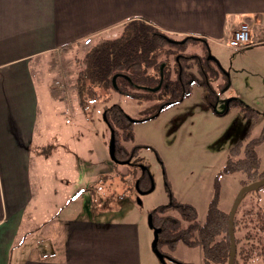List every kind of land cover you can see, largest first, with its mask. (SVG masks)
Masks as SVG:
<instances>
[{
	"label": "rangeland",
	"instance_id": "1",
	"mask_svg": "<svg viewBox=\"0 0 264 264\" xmlns=\"http://www.w3.org/2000/svg\"><path fill=\"white\" fill-rule=\"evenodd\" d=\"M122 30L105 34L104 40L117 38ZM171 39L178 42L167 44L159 61L167 65L175 79L177 59L181 56V64L189 74V92L177 102L163 108L155 100L138 101L115 90L96 88L95 96L101 98L92 101L84 95L87 106L83 110L76 94L69 90L65 98L67 113L61 121H55L65 130L68 144L69 134H76L72 144L79 172L85 169L94 174L88 195L79 175V214L106 222H138L143 264H163L152 251L154 231L149 226L150 215L155 222L160 216L172 215L180 220L178 227L186 229L189 223L171 202L192 205L202 223L217 186L219 208L229 213L242 186L260 179L251 181L245 173L226 174L223 170L232 147L239 141L258 138L264 131V23L255 30L251 45L243 50L228 47L227 39L218 43L179 36ZM205 45L220 65L208 60V56L212 68L200 73L191 55L205 52ZM86 48L80 43L56 52L49 62L50 70L55 67L51 84L66 87L76 79ZM73 70L75 76L69 74ZM37 73L38 79L48 77L46 71ZM192 74L197 77L193 83ZM112 105H118L129 117L124 130L118 129V133L121 145L134 154L133 163L137 165L117 163L111 158V130L104 108ZM59 106L55 103L48 107L47 113ZM256 151L263 169L264 140ZM118 157L126 156L118 153ZM84 199L90 209L85 207ZM175 228L177 225L174 231ZM234 228L238 264H264V187L245 194ZM160 240V251L174 260H167L166 264H205L200 247L181 241L172 246L163 236Z\"/></svg>",
	"mask_w": 264,
	"mask_h": 264
},
{
	"label": "crops",
	"instance_id": "2",
	"mask_svg": "<svg viewBox=\"0 0 264 264\" xmlns=\"http://www.w3.org/2000/svg\"><path fill=\"white\" fill-rule=\"evenodd\" d=\"M133 20L170 37L227 43L242 22L255 35L264 0H0V264H143L138 222L79 214V175L88 195L94 174L79 172L76 134L68 144L55 122L68 101L50 93L57 51Z\"/></svg>",
	"mask_w": 264,
	"mask_h": 264
},
{
	"label": "trees",
	"instance_id": "3",
	"mask_svg": "<svg viewBox=\"0 0 264 264\" xmlns=\"http://www.w3.org/2000/svg\"><path fill=\"white\" fill-rule=\"evenodd\" d=\"M169 39H171L170 36L151 23L143 20L130 21L124 25L117 38L95 41L86 48L76 79H72V82L68 81L66 87L52 83L50 85L51 96L55 100L63 99L71 90L76 94L80 108L85 110L87 103L84 95L90 96L92 101L99 100L101 97L95 96V89L100 88L109 92L115 90L138 101L155 100L165 108L166 105L177 102L189 92L187 84L189 74L187 75L185 69L181 73L178 70L175 79H172L167 65L159 61L160 55L164 53L163 48L167 44H176L170 43ZM186 39L199 40L193 37H186ZM163 65L165 68H161ZM75 73L74 70L69 72L71 75ZM115 75H117L116 87L113 85ZM190 78L196 81L195 76L191 75ZM155 88L158 89L154 91ZM104 113L107 123L115 132L116 157L119 158L118 153L124 154L125 149L120 143L118 129L124 130L126 127V114L118 105L104 108ZM263 140L264 131L258 138L239 141L230 149L223 172L226 174L242 172L251 181L263 178L264 168L261 169V160L256 151L257 146ZM124 155L127 158L128 153ZM172 203V207L181 214L183 220L189 223V227L179 228V219L160 216L155 222L153 218L154 225L162 229L160 237L163 236L170 240L169 243L172 246L181 241L190 247H200L205 264H222L228 261L230 253L229 213L219 208V186L216 187V194L209 205L206 219L202 223L198 221L197 211L192 205ZM176 225L177 228L174 231ZM160 243L161 240H159ZM235 264H238L236 258Z\"/></svg>",
	"mask_w": 264,
	"mask_h": 264
},
{
	"label": "water",
	"instance_id": "4",
	"mask_svg": "<svg viewBox=\"0 0 264 264\" xmlns=\"http://www.w3.org/2000/svg\"><path fill=\"white\" fill-rule=\"evenodd\" d=\"M169 42L170 43H177L178 41H175L173 39H169ZM181 43H184V40L181 41ZM208 59L209 60H213L214 62L217 63V65H220L219 61L217 60L216 57H213L212 55H210ZM116 79H117V75H115L113 77V85H114V87H116ZM157 89L158 88H155L153 90L156 91ZM104 118L107 121L106 114H104ZM110 130H111V137H110V148L109 149H110L111 158L114 161H116L117 163H121V164L128 163V161L123 162V161H120V160L117 159V157H116L115 132H114V130L111 127H110ZM262 187H264V177L259 179V180H256V181H253L251 183L243 185L242 188L239 190V192H238V194H237V196H236V198L234 200V203H233L232 208H231V210L229 212V215H228V235H229V239H230V253H229L227 264H235V258H236V254H237V243H236L235 228H234V221H235L236 212H237L241 202L243 201L245 194H247L249 192H252V191H255L257 189H260ZM152 189H153V187H152ZM152 189H150L149 191H151ZM141 194H144V192L141 193ZM149 226L154 231V239H153V242H152V251H153V253L158 257V259L163 264H166L167 260L174 261L169 256L163 254L160 251V249H159L160 233H161L162 229L159 228V227H156L154 225L153 216L152 215H150V217H149Z\"/></svg>",
	"mask_w": 264,
	"mask_h": 264
},
{
	"label": "built area",
	"instance_id": "5",
	"mask_svg": "<svg viewBox=\"0 0 264 264\" xmlns=\"http://www.w3.org/2000/svg\"><path fill=\"white\" fill-rule=\"evenodd\" d=\"M253 40V30L249 23L242 22L238 27L232 32L230 39L227 41V46L237 50H243L251 45ZM92 37H87L83 39L82 45L84 47H89L92 45Z\"/></svg>",
	"mask_w": 264,
	"mask_h": 264
},
{
	"label": "flooded vegetation",
	"instance_id": "6",
	"mask_svg": "<svg viewBox=\"0 0 264 264\" xmlns=\"http://www.w3.org/2000/svg\"><path fill=\"white\" fill-rule=\"evenodd\" d=\"M200 41V40H199ZM200 42H202V43H205V41H200ZM205 52H203L202 54H198V53H196V54H193V55H191L193 58H192V60L193 61H197V63H196V65H197V67H198V72H206V70L209 68H212L211 67V65H210V61H208L207 60V58H208V56H210V54H211V52H210V49L208 48V45H205V50H204ZM181 57V56H180ZM180 57H178V59H177V68H178V70L180 71V73L181 72H183V65L181 64V58ZM216 63V62H215ZM216 65H217V63H216ZM161 68H165V65H163V66H161ZM211 70V69H210ZM193 76H195L194 74H192ZM195 78L197 79V77L195 76ZM193 82H195V80L194 79H192V83ZM233 100V99H232ZM231 100V101H232ZM230 101V102H231ZM157 104V103H156ZM163 109V108H162ZM126 118H127V120L129 119V117L126 115ZM124 154H126V153H128V156H127V158H125V159H120V158H117L118 160H120V161H123V162H126V161H128V163H126V164H134L133 163V159H134V154L133 153H129V152H127L126 150H125V152H123ZM134 165H137V164H134ZM137 186H139V184H137ZM173 203L171 202V206H173L172 205ZM174 210H176L175 208H173ZM166 217H168L169 219H174V217L172 216V215H168V216H166ZM173 223V222H172Z\"/></svg>",
	"mask_w": 264,
	"mask_h": 264
}]
</instances>
